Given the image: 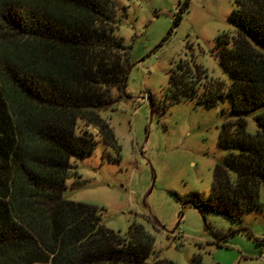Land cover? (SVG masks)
<instances>
[{"label": "trees", "instance_id": "obj_1", "mask_svg": "<svg viewBox=\"0 0 264 264\" xmlns=\"http://www.w3.org/2000/svg\"><path fill=\"white\" fill-rule=\"evenodd\" d=\"M234 2L233 32L216 38L229 84L179 62L166 87L206 105L226 97L240 115L219 133L236 149L225 160L234 177L217 168L204 203L229 215L259 206L264 183V0ZM115 26L110 0H0V264H172L147 262L153 239L141 224L108 228L99 207L62 194L78 175L70 158L91 153L97 135L113 140L102 113L129 97Z\"/></svg>", "mask_w": 264, "mask_h": 264}, {"label": "rangeland", "instance_id": "obj_2", "mask_svg": "<svg viewBox=\"0 0 264 264\" xmlns=\"http://www.w3.org/2000/svg\"><path fill=\"white\" fill-rule=\"evenodd\" d=\"M234 7V0H110L130 63L129 97L102 113L113 140L97 135L91 153L70 158L78 175L66 180L62 194L99 207L108 228L125 232L141 224L153 239L147 262L264 264V183L259 206L230 215L205 206L214 203V171L227 169L228 151H236L219 143L221 126L240 115L226 97L206 105L166 93L179 62L193 72L198 67L202 82L229 84L216 38L233 32ZM243 117L254 132L251 113Z\"/></svg>", "mask_w": 264, "mask_h": 264}]
</instances>
